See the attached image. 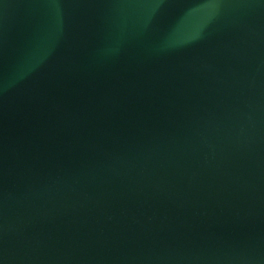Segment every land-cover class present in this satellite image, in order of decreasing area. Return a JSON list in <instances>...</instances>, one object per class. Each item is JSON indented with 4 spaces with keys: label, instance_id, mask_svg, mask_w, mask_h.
<instances>
[{
    "label": "water",
    "instance_id": "water-1",
    "mask_svg": "<svg viewBox=\"0 0 264 264\" xmlns=\"http://www.w3.org/2000/svg\"><path fill=\"white\" fill-rule=\"evenodd\" d=\"M0 264H264V0H0Z\"/></svg>",
    "mask_w": 264,
    "mask_h": 264
}]
</instances>
